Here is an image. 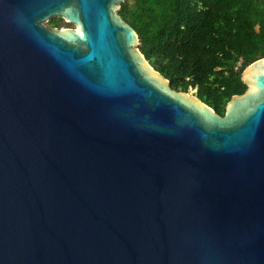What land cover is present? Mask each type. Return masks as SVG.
I'll return each instance as SVG.
<instances>
[{"label":"water","instance_id":"1","mask_svg":"<svg viewBox=\"0 0 264 264\" xmlns=\"http://www.w3.org/2000/svg\"><path fill=\"white\" fill-rule=\"evenodd\" d=\"M124 1L0 0V264H264V57L219 114Z\"/></svg>","mask_w":264,"mask_h":264},{"label":"trees","instance_id":"2","mask_svg":"<svg viewBox=\"0 0 264 264\" xmlns=\"http://www.w3.org/2000/svg\"><path fill=\"white\" fill-rule=\"evenodd\" d=\"M119 13L151 66L219 114L246 90L242 71L264 57V0H126Z\"/></svg>","mask_w":264,"mask_h":264},{"label":"rangeland","instance_id":"3","mask_svg":"<svg viewBox=\"0 0 264 264\" xmlns=\"http://www.w3.org/2000/svg\"><path fill=\"white\" fill-rule=\"evenodd\" d=\"M55 18H60V17H55ZM45 25L47 27H52L49 22L45 23ZM61 26H62V28H66V27H73L74 28L75 27L72 23H67L64 19L61 21ZM188 92L190 94H195L197 92V90H196V88H189Z\"/></svg>","mask_w":264,"mask_h":264},{"label":"flooded vegetation","instance_id":"4","mask_svg":"<svg viewBox=\"0 0 264 264\" xmlns=\"http://www.w3.org/2000/svg\"><path fill=\"white\" fill-rule=\"evenodd\" d=\"M75 26V25H74ZM55 28H59V29H62V26L61 27H55ZM66 28H70V27H66Z\"/></svg>","mask_w":264,"mask_h":264}]
</instances>
